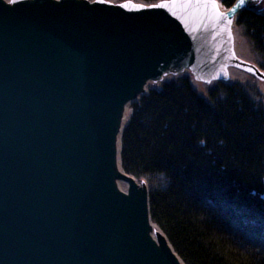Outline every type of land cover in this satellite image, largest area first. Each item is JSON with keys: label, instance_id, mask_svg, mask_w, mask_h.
<instances>
[{"label": "water", "instance_id": "obj_1", "mask_svg": "<svg viewBox=\"0 0 264 264\" xmlns=\"http://www.w3.org/2000/svg\"><path fill=\"white\" fill-rule=\"evenodd\" d=\"M260 1L236 0L219 17L188 5L136 28L127 25L136 16L110 14L104 5L76 10L68 2L25 13L18 2L11 16L27 32L11 27L0 4V264H141L140 198L132 186L128 197L104 190L94 172L97 106L118 82L102 70L122 66L124 80L144 69L156 77L171 54L209 68L224 52H211L206 62L186 51L173 39L176 25L189 18L221 25ZM59 21L78 30L40 36L42 24ZM152 37L154 50L142 59Z\"/></svg>", "mask_w": 264, "mask_h": 264}, {"label": "trees", "instance_id": "obj_2", "mask_svg": "<svg viewBox=\"0 0 264 264\" xmlns=\"http://www.w3.org/2000/svg\"><path fill=\"white\" fill-rule=\"evenodd\" d=\"M216 1L229 9L236 0ZM261 2L243 8L236 27L264 69ZM160 85L131 104L120 149L122 170L146 181L150 219L184 264H264V106L256 90L218 83L203 95L187 75Z\"/></svg>", "mask_w": 264, "mask_h": 264}, {"label": "rangeland", "instance_id": "obj_3", "mask_svg": "<svg viewBox=\"0 0 264 264\" xmlns=\"http://www.w3.org/2000/svg\"><path fill=\"white\" fill-rule=\"evenodd\" d=\"M6 6H15L17 0H2ZM72 4L76 10H84L86 5L94 7L108 6L114 7L119 11H126L129 16L151 21L154 17L165 14L166 12L178 10L188 5H198L208 8L216 0H156L145 2L143 0H63L62 3ZM261 2V1H260ZM80 3L82 6H79ZM220 4V3H219ZM221 5V4H220ZM264 2L257 5L262 7ZM222 8L226 9L221 5ZM86 10V9H85ZM236 17L229 18L221 25H213L198 18H189L176 25L174 41L181 43L186 51L198 55L202 60L208 62V56L211 52L220 49L223 55H215L214 63L206 68L196 63L193 59L184 58L177 54H171L172 60L167 64V68L162 76L149 82V88H159L165 80L187 75L192 81L193 87L203 95H206L209 89H212L218 83L231 84L232 82L241 83L244 87L256 90L258 100L264 106V69H259L258 57L252 53L250 46L242 35L241 30L236 27ZM160 46L157 47V50ZM255 92V93H256ZM141 95V96H142ZM140 96V97H141ZM139 98V97H138ZM137 101V100H136ZM134 101V102H136ZM131 106V105H130ZM130 108L126 114V122L129 118ZM132 178V179H131ZM134 181L135 189L139 194L148 191L146 181L131 177ZM119 179V178H118ZM121 188L127 191V185L121 182ZM168 241L166 237L157 230ZM161 240V239H160ZM162 240V251L168 264H178L173 254L167 250Z\"/></svg>", "mask_w": 264, "mask_h": 264}, {"label": "bare ground", "instance_id": "obj_4", "mask_svg": "<svg viewBox=\"0 0 264 264\" xmlns=\"http://www.w3.org/2000/svg\"><path fill=\"white\" fill-rule=\"evenodd\" d=\"M63 0H17V2L26 6L24 9L21 8V4L18 5V9L25 13H32L36 6L39 5H48L53 8L58 7L62 4ZM40 2V3H37ZM36 3L38 5H36ZM0 4L2 7V16L7 18L12 23L11 27L14 25L17 29H21V31L30 30L31 28L25 26L22 23V20H17L12 18L11 14L14 12L13 6H6L2 0H0ZM79 6H82L80 3H77ZM87 7L93 8L94 6L86 5ZM95 8V7H94ZM112 9L110 14L115 15L114 7L110 8L108 6H103V10ZM210 12L215 15L223 16L226 13V9L222 8L221 5L217 2H213L209 5ZM76 15H78L76 13ZM79 16H82L79 14ZM86 20H90L88 15L86 16ZM127 25L130 27L136 28L141 25H146L147 21L144 19L136 18L132 23L127 21ZM70 31V30H78L75 25L68 22H52L49 24H42V32L40 36L44 39H50L55 35L54 31ZM155 37H152L144 42L139 56L141 58H150L152 51L154 50ZM123 59L120 60L122 63H130L133 60ZM135 60V58H134ZM125 61V62H124ZM167 68L166 66H161L157 70L156 77H152L148 70H143L139 72L135 78L124 80V76L127 74V71L124 70L122 66H107L103 68L102 74L106 76H110L111 78L118 79L117 84L113 85L107 94L101 98V101L97 106V116L93 127V134L95 135L96 148L94 150V162L96 163V168H94V172L99 174L97 177L99 178L98 185L103 187L104 190L116 194H121L125 197H128V191H124L121 188V182H124L127 187L132 186L135 190L136 195L140 198L138 203L140 204V208L142 207L144 213V228L143 234L141 238L142 246L139 250V256L141 259V264H168L167 259L162 251V240L163 237L158 233L157 226L152 222L149 215V210L147 211L146 198L145 195L141 196L138 192V189H135L134 181H132L130 175L126 174L121 167L120 163V149H121V136L122 129L125 128L126 122V114L129 111L130 105L135 103L134 101H138L143 93L146 92L149 82L152 80H156L160 78ZM143 96V95H142ZM136 101V102H137ZM130 118V117H129ZM124 130V129H123ZM99 170V172L97 171ZM119 178V179H118ZM131 178V179H130ZM129 188V187H128ZM161 239V240H160ZM167 247V250L170 251L173 256L176 258L178 264H184L178 257L175 255L174 251H172L168 241L163 240V244Z\"/></svg>", "mask_w": 264, "mask_h": 264}, {"label": "clouds", "instance_id": "obj_5", "mask_svg": "<svg viewBox=\"0 0 264 264\" xmlns=\"http://www.w3.org/2000/svg\"><path fill=\"white\" fill-rule=\"evenodd\" d=\"M163 179H164V178H163V177H161V182H163Z\"/></svg>", "mask_w": 264, "mask_h": 264}]
</instances>
